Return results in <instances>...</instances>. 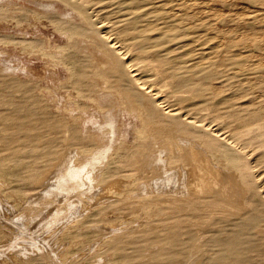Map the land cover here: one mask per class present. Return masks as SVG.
<instances>
[{
    "label": "bare ground",
    "instance_id": "bare-ground-1",
    "mask_svg": "<svg viewBox=\"0 0 264 264\" xmlns=\"http://www.w3.org/2000/svg\"><path fill=\"white\" fill-rule=\"evenodd\" d=\"M59 1L106 58L104 84L138 129L127 160L112 166L111 146H87L71 127L69 148L44 190L57 200L79 191L98 201L111 197L96 194L99 187L122 189L118 204L135 202L134 214L158 217V227L142 221L144 229L128 242L126 230L107 228L114 236L109 252L123 250L122 264H264V182L255 170L264 165V53L251 48L264 46V9L248 19L235 5L221 8L231 0ZM6 81L0 80V119L8 131L37 138L60 133L62 124L35 96L17 95L23 83ZM100 133L109 145L116 141V131ZM204 207L218 214L207 217V229L200 224Z\"/></svg>",
    "mask_w": 264,
    "mask_h": 264
},
{
    "label": "rangeland",
    "instance_id": "rangeland-1",
    "mask_svg": "<svg viewBox=\"0 0 264 264\" xmlns=\"http://www.w3.org/2000/svg\"><path fill=\"white\" fill-rule=\"evenodd\" d=\"M234 5L248 19L252 12L264 9L259 0H231L221 8L230 10ZM54 15L67 22L55 23ZM79 25V18L59 0H0V80L9 85L13 80L23 83L24 91L17 95L22 99L35 96L38 107L53 112L52 118L62 124L56 130L60 133L45 138L39 131L37 138L27 133L14 135L0 119V264H122L123 250L109 252L114 239L110 230L131 229L129 237L126 231L123 234L128 242L144 229V223L158 227V217L134 214L137 203L118 204L122 189L99 187L96 194L104 192L111 197L98 201L87 194L80 197L79 191L66 192V198L57 200L55 192L44 190L69 148L65 134L71 127L78 128L87 146L99 141L111 146L106 159L112 166L127 160L126 148L137 138L135 116L120 106L104 84L106 58ZM220 25L233 23L221 19ZM251 48L264 53V46ZM78 70L83 77L76 74ZM100 130L109 135L116 131V141L109 145ZM81 159L89 160V154ZM75 162H79V149H75ZM255 170L263 183L264 165ZM128 171L135 173L131 168ZM145 175L151 178L152 170ZM260 190L264 192V185ZM69 201H74L73 212L77 211L75 216L72 212L73 217ZM201 212L200 224L207 229V217L218 214L205 207ZM260 236L264 249V226ZM132 246H126L125 253L131 254Z\"/></svg>",
    "mask_w": 264,
    "mask_h": 264
}]
</instances>
